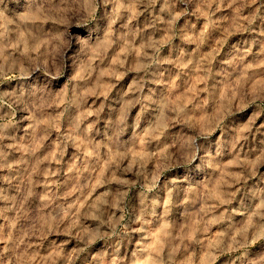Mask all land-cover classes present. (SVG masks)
<instances>
[{
	"label": "clouds",
	"instance_id": "obj_1",
	"mask_svg": "<svg viewBox=\"0 0 264 264\" xmlns=\"http://www.w3.org/2000/svg\"><path fill=\"white\" fill-rule=\"evenodd\" d=\"M0 264H264V0H0Z\"/></svg>",
	"mask_w": 264,
	"mask_h": 264
}]
</instances>
